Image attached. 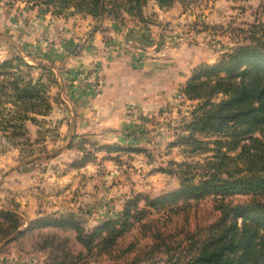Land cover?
<instances>
[{
    "label": "rangeland",
    "instance_id": "374dc122",
    "mask_svg": "<svg viewBox=\"0 0 264 264\" xmlns=\"http://www.w3.org/2000/svg\"><path fill=\"white\" fill-rule=\"evenodd\" d=\"M55 12L24 0H0V62L22 57L33 65L32 76L43 83L52 104L49 114L28 123L29 133L0 132V211L22 218L18 231L0 234V264H59L58 245L81 255L68 260L75 264L187 261L196 254L197 238L207 236L221 215L213 196L173 210L152 209L147 224L119 238L110 254L99 247L88 251L74 226L44 222L66 219L93 233L121 217L129 201L138 198L143 208L146 199L179 189L181 179L171 172L176 163L206 162L214 155L216 144L200 152L187 142L186 124L202 101L187 98L182 88L202 64H215L224 53L250 43L248 36L264 24V0H186L163 8L153 0L144 7V18L126 12L119 18L111 10L102 18L86 11ZM96 32L103 42L99 48L92 44ZM86 61L92 66L85 68ZM117 61L129 71L135 101L121 107L122 117H109L114 123L127 120L113 131V125V130L99 127V113H89L99 108V96L109 85L105 68ZM43 172L52 179L36 176ZM10 173H34L36 180L27 178L25 188H13L4 180ZM252 196L235 193L228 200ZM0 222L8 227L2 217ZM159 243L165 245L151 251Z\"/></svg>",
    "mask_w": 264,
    "mask_h": 264
},
{
    "label": "trees",
    "instance_id": "16d2710c",
    "mask_svg": "<svg viewBox=\"0 0 264 264\" xmlns=\"http://www.w3.org/2000/svg\"><path fill=\"white\" fill-rule=\"evenodd\" d=\"M24 1L32 7L55 9V13L86 11L102 18L111 10L119 18L122 12L144 18V7L153 0ZM154 1L163 8L186 0ZM247 39L249 44L224 53L215 64L205 63L195 69L182 88L187 98L202 101L186 124L191 130L187 142L200 152L210 150V144L216 147L212 148L214 155L206 162L176 163L178 168L171 172L181 179L179 189L156 199H146L143 208L139 205L140 199L129 201L121 217L103 223L93 233H85L78 223L66 219L50 218L44 224L74 226L78 239L88 251L99 247L100 252L110 254L119 238L137 224H147L144 222L153 215L152 209L173 210L188 205L192 199L200 201L213 196L219 202L216 208L221 215L211 225L207 236L197 238L196 254L185 262L171 258L165 264H264V24ZM39 66L50 71L47 66ZM32 68L22 57L0 62V132L14 136L27 134V124L36 123L35 115H47L51 111L52 104L42 90L44 85L32 76ZM219 95L222 98L215 100ZM197 134L222 137L207 141L198 139ZM232 151L238 153L230 154ZM235 193L253 196L248 201L234 203L228 198ZM0 217L8 224L3 227L0 222V234L4 237L22 226V218L15 212L0 211ZM164 245L159 243L151 251ZM57 249L62 250L57 257H63L62 261H57L59 264H75L68 260L81 259V255H73L61 245ZM130 250H133L132 245L125 249Z\"/></svg>",
    "mask_w": 264,
    "mask_h": 264
},
{
    "label": "crops",
    "instance_id": "0c3cea01",
    "mask_svg": "<svg viewBox=\"0 0 264 264\" xmlns=\"http://www.w3.org/2000/svg\"><path fill=\"white\" fill-rule=\"evenodd\" d=\"M79 32V31H78ZM93 39L95 40L92 44L93 46H96L99 48V46H102L103 42L99 43V40H101L100 37V32H96V34L93 36ZM88 47V46H86ZM87 61L88 59L85 58ZM86 61V62H87ZM85 62V63H86ZM121 62L117 61L116 63H113L111 65H108L106 69V78L107 82L109 83L108 87L105 88V91L99 96V108H95L94 112H90L89 115L93 116L96 115L97 113H99V127H103L104 126H110L113 125V129L110 127H107L113 131H117L120 130V128L122 129L124 127V125L126 124L127 120H119L118 123H114V121L110 120L109 117H113V116H120L122 117V109L121 107L125 106L128 103L134 102L135 101V96L132 95L131 93V77L129 74V71L126 69H122L121 67ZM85 68H89V66L91 67L92 64L87 62L86 63ZM113 82V84H116V82L118 83V89L117 86L116 87H112L110 85V83ZM59 84H62V81H60ZM62 87V85H61ZM75 98V96H74ZM84 100L83 98L81 99V101ZM83 102V101H82ZM79 104V103H77ZM75 104V109L79 110L78 105ZM92 111V110H91ZM85 112V111H84ZM88 113V112H87ZM86 113V114H87ZM125 114V113H124ZM107 117V119H106ZM125 122V123H124ZM106 124V125H105ZM28 127L31 128V125L28 124ZM74 130V127H73ZM32 176H35V174H31L30 177L27 175H16L14 173H10L9 177H6L4 180L6 181V183L10 182L11 185L13 186V188H25V185L23 182L31 180L34 181L36 179H32ZM36 176H38V178L40 176H42L44 178L45 174L43 173H36ZM28 178V180H27ZM51 180V174L49 173L48 175H46V178H44V180ZM44 187L47 186V182L43 185Z\"/></svg>",
    "mask_w": 264,
    "mask_h": 264
}]
</instances>
